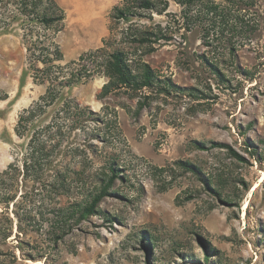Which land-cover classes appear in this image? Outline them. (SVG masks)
I'll use <instances>...</instances> for the list:
<instances>
[{
  "label": "rangeland",
  "instance_id": "obj_1",
  "mask_svg": "<svg viewBox=\"0 0 264 264\" xmlns=\"http://www.w3.org/2000/svg\"><path fill=\"white\" fill-rule=\"evenodd\" d=\"M56 1L65 11L54 35L64 60L103 45L120 0ZM173 19L154 15L171 21L170 39L143 59L175 88L98 96L107 78L94 73L63 89L90 107V119L69 133L42 182H20L16 203L0 205V264H264V30L215 70L201 58L198 30ZM27 66L18 25L0 30V170L27 141L14 131L19 112L45 90ZM65 168V187L49 194L54 170ZM110 168L102 213L69 219L56 235L15 214L52 217L55 206L91 198Z\"/></svg>",
  "mask_w": 264,
  "mask_h": 264
},
{
  "label": "trees",
  "instance_id": "obj_2",
  "mask_svg": "<svg viewBox=\"0 0 264 264\" xmlns=\"http://www.w3.org/2000/svg\"><path fill=\"white\" fill-rule=\"evenodd\" d=\"M171 2L179 6L178 12L169 10ZM155 14L176 17L172 22L185 32L197 29L207 51L201 58L215 70L221 62H232L236 52L251 45L254 37L264 30V0H120L111 7L108 37L102 39L103 45L66 61L54 40L65 19V11L56 0H0V30L14 23L18 25L30 75L34 82L45 84L44 92L18 114L14 131L27 141L14 160L0 170L1 206L16 203L17 196L22 195L18 194L20 182H42L69 133L83 128L90 119V107L73 96L63 95L64 88L86 81L94 73L107 78L98 96L118 89L134 96L144 88L168 91L176 87L143 59L155 49L154 44L170 39L171 21L164 25L155 22ZM57 103L50 120L41 123L42 117ZM144 106V100L138 101L135 113ZM175 163L187 170L195 169L186 161ZM110 171L108 179L91 198L89 194L84 201H75L67 207L55 206L51 209L52 217H44L39 211L32 214L31 210L15 214L18 219L37 222L40 227L46 222L50 233L56 235L64 230L69 219L102 213L98 203L116 176L115 168ZM69 172V168L54 170L52 182L48 183L49 194L63 190ZM37 214H41L40 219H36Z\"/></svg>",
  "mask_w": 264,
  "mask_h": 264
}]
</instances>
